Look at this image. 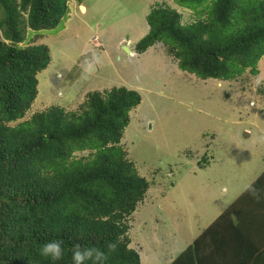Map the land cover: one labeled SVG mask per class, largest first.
I'll return each mask as SVG.
<instances>
[{
    "label": "trees",
    "instance_id": "1",
    "mask_svg": "<svg viewBox=\"0 0 264 264\" xmlns=\"http://www.w3.org/2000/svg\"><path fill=\"white\" fill-rule=\"evenodd\" d=\"M72 1L0 0V264H141L129 220L150 182L121 145L140 93L88 92L78 111L53 105L23 120L51 60L40 31L66 21ZM175 1L197 19L155 4L135 52L163 42L201 79L258 73L264 0ZM169 264H264V171Z\"/></svg>",
    "mask_w": 264,
    "mask_h": 264
},
{
    "label": "rangeland",
    "instance_id": "2",
    "mask_svg": "<svg viewBox=\"0 0 264 264\" xmlns=\"http://www.w3.org/2000/svg\"><path fill=\"white\" fill-rule=\"evenodd\" d=\"M163 3L183 24L197 19L175 0H84L86 10L72 1L66 21L40 31L51 60L23 119L53 105L78 111L88 92L140 93L121 145L150 182L129 220L141 264H168L264 171V56L258 73L224 81L181 70L163 42L135 52Z\"/></svg>",
    "mask_w": 264,
    "mask_h": 264
},
{
    "label": "water",
    "instance_id": "3",
    "mask_svg": "<svg viewBox=\"0 0 264 264\" xmlns=\"http://www.w3.org/2000/svg\"><path fill=\"white\" fill-rule=\"evenodd\" d=\"M81 6H82V5H81ZM81 8H82V7H81ZM125 48L128 50V52H129V53H131V51L129 50V48H128V47H126V46H125Z\"/></svg>",
    "mask_w": 264,
    "mask_h": 264
},
{
    "label": "bare ground",
    "instance_id": "4",
    "mask_svg": "<svg viewBox=\"0 0 264 264\" xmlns=\"http://www.w3.org/2000/svg\"><path fill=\"white\" fill-rule=\"evenodd\" d=\"M81 7H82V10H84V9L86 10V7L84 5H82Z\"/></svg>",
    "mask_w": 264,
    "mask_h": 264
},
{
    "label": "crops",
    "instance_id": "5",
    "mask_svg": "<svg viewBox=\"0 0 264 264\" xmlns=\"http://www.w3.org/2000/svg\"><path fill=\"white\" fill-rule=\"evenodd\" d=\"M132 52H133V51L131 50V53H132ZM131 53H130V54H131ZM170 262H171V261H170ZM170 262H169V263H170ZM169 263H168V264H169Z\"/></svg>",
    "mask_w": 264,
    "mask_h": 264
},
{
    "label": "clouds",
    "instance_id": "6",
    "mask_svg": "<svg viewBox=\"0 0 264 264\" xmlns=\"http://www.w3.org/2000/svg\"><path fill=\"white\" fill-rule=\"evenodd\" d=\"M81 5H83V3H82V4H80V6H81Z\"/></svg>",
    "mask_w": 264,
    "mask_h": 264
}]
</instances>
